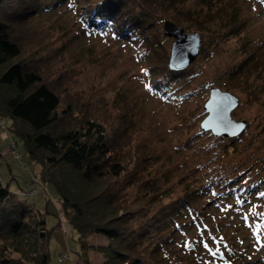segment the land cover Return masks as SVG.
Here are the masks:
<instances>
[{"label":"rangeland","instance_id":"obj_1","mask_svg":"<svg viewBox=\"0 0 264 264\" xmlns=\"http://www.w3.org/2000/svg\"><path fill=\"white\" fill-rule=\"evenodd\" d=\"M224 1L232 0L220 3ZM234 2L246 19L245 28L238 35H213L225 29L218 31L215 20H204L206 11L195 14L202 8L194 0H186L179 9L170 10L165 19L158 20L162 35L163 21L170 20L182 26L184 32L198 31L203 39L202 49L189 65L193 74L184 81L172 82L170 92L152 87L149 62L137 45L120 40L107 30L82 31L67 4L48 14L40 13L28 20L24 17V22H11L22 59L59 93V109L69 108L70 103L78 106L62 117L56 128L71 127L79 120L76 118L81 109L99 118L107 130L123 129L122 140L118 139L120 151L133 153L140 149L142 154L157 155L158 162L149 170L150 175L162 178L163 186H171L175 195L182 194L187 185L192 188L211 184V190L199 196L194 208L180 218L181 222H188L174 241L175 247H180L183 264L189 259H194V264H226L221 253L229 258L231 255L235 264H264L263 235V242L253 241L259 233L256 234L254 217L262 213L264 219V198H253L242 205L217 193L229 178L237 184L264 180V65H260L264 63V0ZM173 39L163 37L167 53ZM249 52H253L252 61L256 64L251 66V73L230 81L229 71ZM211 87L229 91L239 99L231 116L245 120L246 126L233 151L224 146L228 137L215 136L199 126L207 114L203 104ZM10 90V86H1L0 94ZM122 106L127 111L124 124L117 118ZM9 121L0 114V180L29 199L36 215L37 209L43 214L50 228L48 264H78L77 233L63 217L53 184L46 183L45 188L38 177V164L24 155L20 140L9 131ZM12 144L18 157L9 150ZM31 189L34 192L30 194ZM136 190L133 187L126 195L131 198ZM195 238L192 246L191 239ZM227 238L233 239L234 245L229 246ZM87 242L93 246H87L82 256L86 255L89 264H99L103 255L95 247L107 244V237L96 233ZM176 248L174 251L178 252Z\"/></svg>","mask_w":264,"mask_h":264},{"label":"trees","instance_id":"obj_2","mask_svg":"<svg viewBox=\"0 0 264 264\" xmlns=\"http://www.w3.org/2000/svg\"><path fill=\"white\" fill-rule=\"evenodd\" d=\"M185 1L0 0V87L11 88L8 94H0V114L10 120L9 131L20 140L24 155L38 164L41 183L45 188L46 183L53 184L63 217L77 233L78 264H89L82 254L87 246H93L87 239L96 233L108 239L107 244L95 247L103 255L99 264H183L180 247L176 248L174 241L188 222H181L180 218L194 208L199 196L211 190V184L206 182L192 188L187 185L182 194L175 195L171 186H163L162 178L150 175L149 170L158 162L157 155L142 154L140 149L133 153L120 151L118 139L122 140L123 129L107 130L99 118L81 109L76 118L79 120L71 127L56 128L61 118L78 106L70 103L69 108L59 109V93L22 59L21 45L12 36L11 22H24V17L28 20L40 13L48 14L67 4L82 31L107 30L118 39L137 45L149 62L152 87L170 92L172 82L188 79L193 70L189 66L181 71L168 69L165 35L160 33L157 23L165 19V13L179 9ZM194 1L202 8L195 14L206 11L202 15L204 20H215L218 31L225 29L213 35H238L245 28L246 19L234 0L222 4L221 0ZM252 58L253 52H249L235 64L229 71V80L239 79L241 75L248 77L254 63ZM254 70L256 73L258 67ZM126 116L122 106L117 117L121 124ZM236 139L238 135L224 142L227 151L236 148ZM133 187L137 190L130 198L126 193ZM221 189L217 193L226 196L224 199L229 197L242 205L253 198H264L261 195L264 180H243L237 184L234 178H229ZM35 209L29 199L0 180V264H48L50 228L38 209L39 216L34 213ZM261 215L254 217L256 225H260L259 231L256 230L259 236L253 239L256 242L264 241ZM195 240L191 239L192 246ZM225 241L229 246L235 243L231 238ZM219 255L226 263L235 264L230 260L231 255L230 258L228 254ZM194 263V259L187 260V264Z\"/></svg>","mask_w":264,"mask_h":264},{"label":"water","instance_id":"obj_3","mask_svg":"<svg viewBox=\"0 0 264 264\" xmlns=\"http://www.w3.org/2000/svg\"><path fill=\"white\" fill-rule=\"evenodd\" d=\"M162 33L173 37L167 57V67L171 71L185 69L195 59L203 43L198 31L184 32V28L170 20H164ZM239 99L229 91L219 87L209 88V94L203 104L207 114L200 121L202 130H210L215 136L233 137L239 135L246 126L245 120H236L231 111L238 105ZM232 264V263H227Z\"/></svg>","mask_w":264,"mask_h":264},{"label":"built area","instance_id":"obj_4","mask_svg":"<svg viewBox=\"0 0 264 264\" xmlns=\"http://www.w3.org/2000/svg\"><path fill=\"white\" fill-rule=\"evenodd\" d=\"M10 148H9V150L12 152V153H14V156H17L18 157V155H19V153L17 152V151H15V144H12L11 146H9ZM32 173L34 174L35 172L34 171H32ZM36 174H34L33 176H35ZM36 190V189H35ZM34 192V189H31L28 193H33ZM21 194L23 195L24 193H22L21 192Z\"/></svg>","mask_w":264,"mask_h":264},{"label":"snow or ice","instance_id":"obj_5","mask_svg":"<svg viewBox=\"0 0 264 264\" xmlns=\"http://www.w3.org/2000/svg\"><path fill=\"white\" fill-rule=\"evenodd\" d=\"M262 196H264V193L261 194ZM257 230L260 228V225L256 226ZM205 247H207V245H205Z\"/></svg>","mask_w":264,"mask_h":264}]
</instances>
